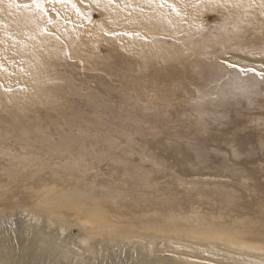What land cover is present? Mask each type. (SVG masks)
Listing matches in <instances>:
<instances>
[{
	"label": "rangeland",
	"instance_id": "1",
	"mask_svg": "<svg viewBox=\"0 0 264 264\" xmlns=\"http://www.w3.org/2000/svg\"><path fill=\"white\" fill-rule=\"evenodd\" d=\"M262 77L264 0H0V160L44 168L0 175V264H35L19 218L98 264H264Z\"/></svg>",
	"mask_w": 264,
	"mask_h": 264
},
{
	"label": "bare ground",
	"instance_id": "2",
	"mask_svg": "<svg viewBox=\"0 0 264 264\" xmlns=\"http://www.w3.org/2000/svg\"><path fill=\"white\" fill-rule=\"evenodd\" d=\"M22 141H23V139H22ZM1 152H2L1 154L4 156L6 154H8L7 152H5L6 154H4V151H1ZM1 160H2L3 164L4 163L6 164V162L10 163V164L12 163L11 165L14 164L13 168L11 166L8 167L9 164H8V166H6L5 164L4 165L0 164V175H3V177H4V175H7L9 177H12L16 182H17V180H19L18 182H20V180H22V178H24L22 180V182L31 181V180H33L35 182H39L42 178V177L39 179L37 178L38 176L36 175V173L38 171L33 169L35 163L32 162V164H30L29 159H27L26 157L23 158V161L18 157H16L15 161L12 159L11 161H13L15 163H13L11 161L8 162L7 160H6V162H3V161H5L3 157ZM1 160H0V163H1ZM21 167H22V169H21ZM41 168L38 169L39 172L42 169L44 170V168H42V169ZM52 174L53 173H51V175ZM50 176H48V177H50ZM0 177H2V176H0ZM9 177H6V178H9ZM46 180L48 181V179H46ZM5 181L6 180H4V182ZM8 181H9V179H8ZM4 182L1 183L3 186L6 183V182L5 183ZM9 182H7L8 185L9 184L11 185L12 181L10 183ZM16 182H15V185H16ZM7 183H6V185H7ZM41 183H42V180H41ZM49 184H50V182H49ZM12 185H13V183H12ZM27 186H29V185H27ZM46 187L47 186L45 185V188ZM40 189H42V188L39 187L38 190H40ZM34 190L37 191V189H34ZM19 219L23 222V225L21 224L20 220H15L14 223L12 224V228H13L12 230L14 231V232H12V235L16 238V242L24 248L23 256L27 257L28 259L33 261L35 264H39L44 259H47V258L51 259L53 261V264H63V263L82 264L79 261L86 262L87 264H90L91 262L98 264V262L96 263L94 261H91V259H89V258H88V260L84 259V258L80 257L79 255L75 254L74 252H71L69 254H65V253L61 252L60 250L57 251L58 248L63 247V246H62V244H60L58 242V236H57V233L54 229H50L49 226H43L42 224H39V223L36 224L32 220L26 221L25 219H21V218H19ZM4 230L5 229H3V231ZM24 233L28 234L29 237L24 236ZM178 242L180 243L179 245H171L168 243L162 249V251L168 252V253H173L175 255H177V254L183 255L184 254L183 251L185 250L187 252L186 254L189 255V257L199 259V261H206V262H209L212 264H261L258 261L250 260V255L243 253V252L229 251V249H226L224 247H216V246H212L209 244L188 243V246L184 247V246H182V243L186 242L185 240L178 239ZM93 245H95V244H93ZM153 250L155 251V248ZM52 253H54L53 256H50ZM118 253H119L118 250L109 249V253L107 254V258H109L110 260L103 258L99 262H105L106 264L107 263L113 264L115 262L114 264H119L118 262L120 260V257H119ZM158 255H159V253H158ZM153 258H154V255L152 256V258L144 259L143 260L144 264H152V262L154 260ZM157 262H158V260H157ZM166 264H175V263H166Z\"/></svg>",
	"mask_w": 264,
	"mask_h": 264
},
{
	"label": "snow or ice",
	"instance_id": "3",
	"mask_svg": "<svg viewBox=\"0 0 264 264\" xmlns=\"http://www.w3.org/2000/svg\"><path fill=\"white\" fill-rule=\"evenodd\" d=\"M262 78H264V77H262Z\"/></svg>",
	"mask_w": 264,
	"mask_h": 264
}]
</instances>
